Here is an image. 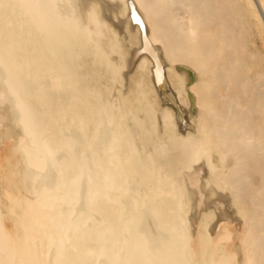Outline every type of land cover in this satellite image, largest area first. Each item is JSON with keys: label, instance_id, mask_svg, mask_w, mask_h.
<instances>
[{"label": "bare ground", "instance_id": "bare-ground-1", "mask_svg": "<svg viewBox=\"0 0 264 264\" xmlns=\"http://www.w3.org/2000/svg\"><path fill=\"white\" fill-rule=\"evenodd\" d=\"M0 264H264V0H0Z\"/></svg>", "mask_w": 264, "mask_h": 264}]
</instances>
